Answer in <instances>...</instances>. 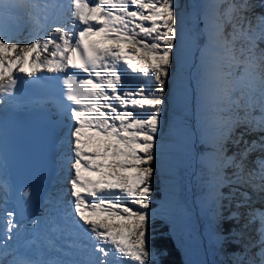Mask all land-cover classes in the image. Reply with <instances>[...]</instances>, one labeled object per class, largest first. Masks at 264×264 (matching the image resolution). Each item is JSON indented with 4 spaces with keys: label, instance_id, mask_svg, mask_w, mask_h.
Instances as JSON below:
<instances>
[{
    "label": "snow or ice",
    "instance_id": "1",
    "mask_svg": "<svg viewBox=\"0 0 264 264\" xmlns=\"http://www.w3.org/2000/svg\"><path fill=\"white\" fill-rule=\"evenodd\" d=\"M257 7L264 9V0L204 5L207 40L197 49L196 134L202 141L211 137L213 145L209 185L218 242L243 239L256 225V239L245 250L259 247L264 264V209L238 211L248 207L253 195L264 200V48L257 45L264 41V13L257 14ZM3 8L23 11L32 30L21 42L6 22L0 23V107L19 106L11 97L25 77L34 84L52 80L61 85V98L54 103L72 121L66 141L71 154L60 153L62 171L73 173L64 177L73 199L63 202V219L75 237L68 247L80 258L49 264H160L149 240L154 215L149 206L156 163L164 151L159 134L167 80L180 81L183 91L182 74L172 72L173 63L181 61L176 48L179 44L187 60L198 43L191 31L185 43L183 7L178 0H13ZM52 13L64 18L57 15L49 24ZM129 70L141 80L136 87L126 83ZM228 143L237 149L231 156ZM257 152L250 167L249 158ZM225 200L229 205L235 200L237 211L229 217L240 225L236 235L219 230ZM12 227L8 220L7 230Z\"/></svg>",
    "mask_w": 264,
    "mask_h": 264
},
{
    "label": "rangeland",
    "instance_id": "2",
    "mask_svg": "<svg viewBox=\"0 0 264 264\" xmlns=\"http://www.w3.org/2000/svg\"><path fill=\"white\" fill-rule=\"evenodd\" d=\"M11 15L7 13V18L5 21L7 26H9L10 28L13 27V22L15 21L13 19V16L11 17ZM197 30L196 31L194 30V33L197 34L196 37L198 36ZM225 31L226 32L231 31V26L226 27ZM21 32L18 33V37H16V39L20 40L21 42H26L25 38L19 35L21 34ZM185 33L187 36L188 31L185 30ZM198 48L199 47L197 46V49ZM198 56H199V52L197 50V54L195 57ZM195 61L196 63L194 65L193 61L188 63L185 61V59L181 58L179 65H177L174 62L172 66L173 74L174 75L182 74L183 78L187 80L190 84L189 97L187 98L185 107H183L184 108L183 114H185L186 118L188 119V123L186 124V129L192 131L194 136V141L189 145L187 149L184 150L183 154L178 158L176 162L178 166V170L180 171V177L183 180L182 186H184L183 192L179 194L182 195L185 204L187 206V216L185 221L181 222L177 220L169 221L160 214V210L164 205H166L165 204L166 197H168L169 204L172 203L173 199L171 197V194L174 192V188L172 187V189H167L166 186H164L163 177L167 174V172L159 167L161 165L158 162L159 161L158 160L156 163L157 173L153 177L151 182L153 187V194L150 197V206L157 208V209L156 208L150 209V212L154 214L152 219L156 217L161 218L170 225V233L182 252V257L185 264H236V262L241 258L245 260V264H260V257H258L259 247H252L245 250V245L248 242L256 239L255 231H254L256 225L251 226L245 232L243 239L240 240L233 239L234 241H236V247H233L229 244V242H231L230 239L228 242L224 243L221 246L216 236V232L218 230L217 228L218 221L213 211V205H209V201L207 200L208 195L210 194L213 195L212 192L207 193V191L209 190L208 189L209 181L211 179L209 169L212 167L211 163H213V162H209L212 161L209 160V155L211 153H214V150L211 142V137H209L207 141H202L198 138L196 134L199 128V124H198L199 101H198L197 89H196L199 62L198 59H196ZM175 80L177 79L169 78L167 80V86L172 81ZM172 111H174V108L165 102L164 108L162 110V119H161L163 127L159 135L164 133L166 128V123L168 122L166 113ZM238 131H241V129H239ZM232 145H230V143L226 145L227 155L229 156H231L234 152L237 151V149L233 148ZM242 146L244 145L241 144L240 147ZM206 147H209L210 149L207 150ZM204 151H208V153L207 152L204 153ZM232 151L233 153H231ZM117 159L120 158L117 157ZM189 171H191V174H188ZM225 171L226 173H231L232 169L229 168L226 169ZM222 191L224 193H227L229 189L228 188L226 189L225 187L222 189ZM255 197H257L260 201H258L257 204H255L252 201L254 199L252 197V200L249 203L248 208L261 209L262 208L261 199L256 195ZM223 203H224L223 217L229 218V214L231 212L237 211L235 207V200H233L231 205H229V202L227 200L223 201ZM248 208H240L238 211L243 214L247 212ZM154 211L158 213L155 214ZM225 214H227V216ZM219 223H220L219 230L227 233L228 230H225L223 223L221 222ZM151 224L150 226L152 227ZM151 227L149 229V232L151 230ZM239 228L240 225L237 224L236 229ZM232 232L233 235L237 234L234 230H232ZM7 256L9 255H6V257ZM12 259L13 258H11V260Z\"/></svg>",
    "mask_w": 264,
    "mask_h": 264
},
{
    "label": "bare ground",
    "instance_id": "3",
    "mask_svg": "<svg viewBox=\"0 0 264 264\" xmlns=\"http://www.w3.org/2000/svg\"><path fill=\"white\" fill-rule=\"evenodd\" d=\"M193 1L194 0H178L179 4L183 7L186 13L185 30H187L188 32L191 31L194 33V30L196 31L197 27H198V30L199 28L201 29V32L200 33L198 32V36L196 37V39L198 38L197 39L198 43L191 48V55L187 58V60H185L188 63L196 60L197 57L195 56L197 54V46L200 48L206 44L207 37L203 31L204 23L203 21H200V20H203L202 17L204 14V5L212 2V0H201V5L199 9L195 11L194 6H193L194 5ZM5 3H12V2L10 0H0V15H3L4 12H7L9 15L12 14L11 17L13 16V19L15 21L13 22L12 28L8 26L12 35L16 38L18 37V33L22 31L21 34L19 35L24 37L25 40H27L29 37V33L32 30V24L28 21V17L24 14L23 11L19 9H17V12H15L14 8H9L5 10L3 8V4ZM257 10H259L260 13H264V9L257 7L255 11ZM5 21L6 19L4 15V18L2 20L0 19V22L4 23ZM16 22L18 23V25ZM40 34L43 35L42 30L40 31ZM185 43L187 44V36H186ZM257 45L260 48H264V41H257ZM121 47H123L125 51H127L126 46L122 45ZM134 51L135 49H133V52ZM176 51L181 52V58L185 59L183 50L181 49L179 44L176 48ZM131 75H135V74H132L131 70H129V73L125 76L126 83L133 87L138 86L141 83V80L138 81L136 78L131 80L130 79V77H132ZM189 85H190L189 82L183 78L182 80L183 91H181V82L178 80L172 81L167 86L168 92L165 98V102L168 105H171L174 108V111L166 113L168 122L166 123V128H165L164 133L162 132L163 134L160 135V143L164 145V151H163L162 158L159 159L158 162L161 165L159 167L164 169L167 172V174L163 177L164 186H166L167 189H172V187L174 188V192L171 194V197L173 199L172 203L169 204L168 197H166L165 198L166 205H164L162 209L160 210V214L169 221L177 220V221L183 222L185 221L186 216H187V206L185 204V201L182 195L179 194L183 192L184 186H182L183 180L180 177V171L178 170V166L176 162L178 158L183 154L184 150L189 147L192 141H194V136H193L192 131L189 129H186V124L188 123V119L186 118V115L183 114V109H184L183 107H185V103L187 102V98L189 97V88H190ZM255 115H259V113L256 112ZM242 130L243 129H241V131ZM185 132L187 133V135L185 134ZM245 139L252 140V139H255V136H246ZM66 141H67V137L64 140V145L59 144V146L56 149V152H60V153L63 152L68 155L71 154L70 148ZM230 145L232 144L230 143ZM233 148L235 147L233 146ZM241 148H243V146ZM231 153H233V151ZM257 155H258V152L253 153V155L249 158L248 164L250 167L252 166V161L255 159ZM111 159L112 158L109 157L108 159L102 162L108 163ZM68 167H69L68 165H65L66 169ZM65 171L67 172V176H69L68 178H70L73 175L71 171H67V170ZM105 171H110V169H105ZM85 175H88V174L85 173ZM92 178L96 179L97 177L93 176ZM60 181L61 182L58 184V187L62 186V188L58 192L63 194V199H57L58 197L56 196L55 199L50 200L47 197L48 194L52 195L54 192H57V189L56 188L53 189L52 184L48 183L45 187L44 192L42 193V200L40 204L37 206V211H39L38 214L32 215L31 217H29L25 227H23V221L22 222L19 221L18 226H17V229H18L17 231L13 227L11 231H8L7 230L8 218H6L5 220L4 216L1 215L2 217H0V236L4 238H0V264H3L7 261L6 258L9 256L6 257V255H10L9 248L14 246V244H16V243H10L9 241H7V238H12L13 240L17 241L18 243L17 246L21 248L22 254L27 256V254L30 253V255H32L31 248H27L24 246L25 245L24 238H25L26 232L29 231L31 232V235H37L39 232L44 230L46 227H51V225L53 224V220H51L52 215L56 212H59L63 208V205H64L63 202L67 201L66 199L71 197L68 191L70 188V184L67 182V180L65 181L63 178L62 179L60 178ZM0 193L1 194L4 193V187L2 185H0ZM1 194H0V197H1ZM253 198L254 199L252 201L255 204H257V202L260 201L257 197H255V195H253ZM1 205H3L2 201H0V212L5 208V205L3 206ZM261 205H262L261 209H264V200H261ZM225 215L227 216V214ZM65 238L70 239V237L68 236H65ZM260 255H261V252L259 249L258 257H260ZM24 260H31V259H24Z\"/></svg>",
    "mask_w": 264,
    "mask_h": 264
},
{
    "label": "trees",
    "instance_id": "4",
    "mask_svg": "<svg viewBox=\"0 0 264 264\" xmlns=\"http://www.w3.org/2000/svg\"><path fill=\"white\" fill-rule=\"evenodd\" d=\"M188 174H191V171ZM221 223H223L225 230L231 229L230 231H232L237 227V224L230 217H225ZM151 225L153 229L150 226L149 240L160 264H185L182 252L170 233V225L157 217L152 219ZM229 244L236 247V244L232 241Z\"/></svg>",
    "mask_w": 264,
    "mask_h": 264
},
{
    "label": "water",
    "instance_id": "5",
    "mask_svg": "<svg viewBox=\"0 0 264 264\" xmlns=\"http://www.w3.org/2000/svg\"><path fill=\"white\" fill-rule=\"evenodd\" d=\"M200 5H201V0H195V8H196V10L199 9ZM0 19L2 20L3 19V16L0 15ZM198 31L200 33L201 32V29L199 28Z\"/></svg>",
    "mask_w": 264,
    "mask_h": 264
}]
</instances>
